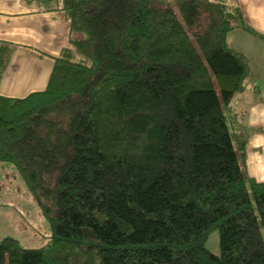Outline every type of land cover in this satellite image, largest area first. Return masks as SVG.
<instances>
[{
    "label": "trees",
    "instance_id": "trees-1",
    "mask_svg": "<svg viewBox=\"0 0 264 264\" xmlns=\"http://www.w3.org/2000/svg\"><path fill=\"white\" fill-rule=\"evenodd\" d=\"M71 46L45 89L0 93V170L47 218L0 264H264V181L247 171L249 29L227 0H59ZM14 45L0 41V82ZM219 231V253L206 246Z\"/></svg>",
    "mask_w": 264,
    "mask_h": 264
},
{
    "label": "crops",
    "instance_id": "crops-1",
    "mask_svg": "<svg viewBox=\"0 0 264 264\" xmlns=\"http://www.w3.org/2000/svg\"><path fill=\"white\" fill-rule=\"evenodd\" d=\"M59 0H0V41L14 45L0 93L23 97L46 88L55 58L71 46V18ZM237 5L249 29L234 28L228 43L250 61L247 88L233 99L243 113L247 171L264 181V0H227Z\"/></svg>",
    "mask_w": 264,
    "mask_h": 264
},
{
    "label": "rangeland",
    "instance_id": "rangeland-1",
    "mask_svg": "<svg viewBox=\"0 0 264 264\" xmlns=\"http://www.w3.org/2000/svg\"><path fill=\"white\" fill-rule=\"evenodd\" d=\"M9 170L8 173L0 170V241L11 236L23 247L43 246L52 237L50 224L19 174ZM206 246L219 253L217 229L210 232Z\"/></svg>",
    "mask_w": 264,
    "mask_h": 264
}]
</instances>
